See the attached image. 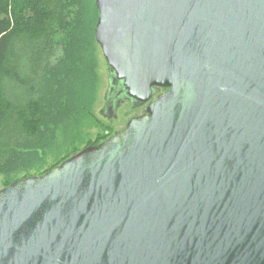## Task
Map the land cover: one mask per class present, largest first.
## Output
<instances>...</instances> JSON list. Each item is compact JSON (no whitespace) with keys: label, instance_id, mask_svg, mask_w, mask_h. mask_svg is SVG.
<instances>
[{"label":"water","instance_id":"95a60500","mask_svg":"<svg viewBox=\"0 0 264 264\" xmlns=\"http://www.w3.org/2000/svg\"><path fill=\"white\" fill-rule=\"evenodd\" d=\"M96 6L100 113H147L0 189V264H264V0Z\"/></svg>","mask_w":264,"mask_h":264},{"label":"trees","instance_id":"16d2710c","mask_svg":"<svg viewBox=\"0 0 264 264\" xmlns=\"http://www.w3.org/2000/svg\"><path fill=\"white\" fill-rule=\"evenodd\" d=\"M93 1L0 0V175H40L83 150L101 82Z\"/></svg>","mask_w":264,"mask_h":264},{"label":"rangeland","instance_id":"374dc122","mask_svg":"<svg viewBox=\"0 0 264 264\" xmlns=\"http://www.w3.org/2000/svg\"><path fill=\"white\" fill-rule=\"evenodd\" d=\"M92 3H94L93 0H92ZM98 55H99L98 57L100 61L99 73L101 76V79H100L101 82H100V87L98 91V100L92 110L93 119L89 120L88 123L84 124L83 128L81 129L84 138L82 142L77 143L76 145L77 152L81 149H84V147L96 145V144H99L105 141L106 139L114 135L117 131H120L121 129H123L126 126L130 118L140 115L141 112L143 111V110H138L136 112L134 111L131 114H127L128 103H126L117 108L116 114H118V117L115 119L109 120L100 114L104 106V97H105V93H106L108 83H109V71H108L105 59L102 55V52L101 51L98 52ZM131 109L129 107L128 110H131ZM73 148L71 147L65 148L64 150H62V153L61 151H58V152L56 151L54 153H51L48 156L46 163L42 167L36 168L30 171V173H34V174L42 173L46 169L52 167L54 163H56L60 158H62L64 155L70 152V149L72 150ZM25 174L27 173L20 172V173L11 175L9 178H7L6 175H0V189L6 186V181L8 180L12 181V180L21 178Z\"/></svg>","mask_w":264,"mask_h":264},{"label":"flooded vegetation","instance_id":"af4514ba","mask_svg":"<svg viewBox=\"0 0 264 264\" xmlns=\"http://www.w3.org/2000/svg\"><path fill=\"white\" fill-rule=\"evenodd\" d=\"M164 91V89L163 88H154V94H153V96H152V99L153 98H155L156 96H158L160 93H162ZM126 103H128V109H129V107H130V109L131 110H128L127 109V114H131V113H133L134 111L136 112V111H138V110H143L142 112H141V114L140 115H138V116H134V117H132V118H136V117H139V116H142V115H145L146 113H147V107H148V103H144V104H139V103H134V104H132L129 100H125V101H122L121 102V104L119 105V106H122V105H124V104H126ZM105 104H106V99H105V97H104V106H103V108H102V110H101V112L104 110V108H105ZM110 105H111V103H110ZM109 105V107L110 108H112V106H113V108H114V105L112 104L111 106ZM109 107L107 108V109H109ZM105 117V116H104ZM118 117V114H113L111 117H105V118H107V119H115V118H117ZM132 118H130L129 120H131ZM128 123V122H127ZM118 132V131H117Z\"/></svg>","mask_w":264,"mask_h":264}]
</instances>
